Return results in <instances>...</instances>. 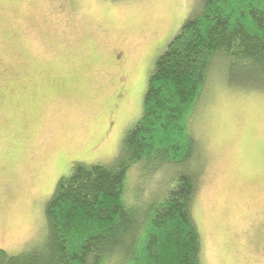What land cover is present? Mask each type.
<instances>
[{
  "label": "rangeland",
  "instance_id": "1",
  "mask_svg": "<svg viewBox=\"0 0 264 264\" xmlns=\"http://www.w3.org/2000/svg\"><path fill=\"white\" fill-rule=\"evenodd\" d=\"M201 5L0 0L1 250L42 240L44 205L74 163L117 155L155 59ZM222 70L190 123L204 167L193 206L201 264H264V93L228 88ZM130 173L128 196L154 186Z\"/></svg>",
  "mask_w": 264,
  "mask_h": 264
},
{
  "label": "trees",
  "instance_id": "2",
  "mask_svg": "<svg viewBox=\"0 0 264 264\" xmlns=\"http://www.w3.org/2000/svg\"><path fill=\"white\" fill-rule=\"evenodd\" d=\"M221 66L228 88L264 93V0H202L155 59L117 155L74 163L44 205L42 240L0 249V264H201L193 206L204 167L190 123ZM134 169L154 186L128 196Z\"/></svg>",
  "mask_w": 264,
  "mask_h": 264
}]
</instances>
